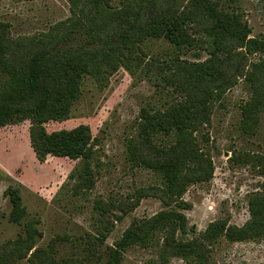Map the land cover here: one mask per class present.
I'll list each match as a JSON object with an SVG mask.
<instances>
[{"label":"rangeland","instance_id":"374dc122","mask_svg":"<svg viewBox=\"0 0 264 264\" xmlns=\"http://www.w3.org/2000/svg\"><path fill=\"white\" fill-rule=\"evenodd\" d=\"M88 1L0 0V24L6 26L0 36L20 44V50L51 38L64 40L54 52L90 48L104 14L95 15V3ZM169 1L103 0L101 5L109 4L110 12L139 4L143 17L156 15ZM175 2V9H183L188 0ZM219 5L239 15L249 37L264 41V0H219ZM188 32L195 40L189 47L144 39L131 50L127 67L103 65L98 74L90 72L67 117L44 124L47 133L86 126L91 136L88 160L47 156L40 161L31 145L29 120L0 126V264H31L30 254L20 258L21 252L12 251V243L25 232L9 221L12 207L4 195L9 187L19 190L26 210L22 223L37 221L41 237L36 246L57 264H104L129 229L141 239L123 249L119 264H264V235L240 242L223 235L204 237L218 221L244 226L249 203L264 197V98L253 113L247 108L261 82L235 77L220 94H212L208 121L190 134L203 166L192 171L205 179H188L180 196L169 195L166 176L155 169L160 160L156 151L174 146L178 133H151L150 148L139 137L142 110L162 114L185 101L174 64L202 63L213 53L225 59L240 51H216L212 35L200 25ZM263 61L261 53L248 54L242 66L252 71L255 65L258 76ZM85 164L90 174L82 176ZM169 212L183 216V229L171 232L165 224L149 231L153 217Z\"/></svg>","mask_w":264,"mask_h":264},{"label":"trees","instance_id":"16d2710c","mask_svg":"<svg viewBox=\"0 0 264 264\" xmlns=\"http://www.w3.org/2000/svg\"><path fill=\"white\" fill-rule=\"evenodd\" d=\"M175 1L160 5L156 15L143 13L142 17V6L139 4H128L123 10L107 12V9H111L109 4L101 5L103 0H89L90 6L95 3V15L104 14L99 27L100 35L98 31L91 37L90 48L77 47L70 52H54L64 40L51 38L48 43L25 45V50H20V44L10 43L0 36V82L3 81L6 87V90L0 91V126L10 121L29 120L31 145L40 161L47 156L72 161L88 160L91 156V136L86 126L47 133L44 124L67 117L72 103L80 95L83 78L90 72L98 74L103 65L116 67L121 64L127 67L131 50L144 39H163L177 49L189 47L195 40L188 30L200 25L212 35L216 51L221 52L227 47L240 51L225 59L213 53L209 60L202 63L183 61L174 64L178 69L173 76L178 75L183 83L185 101L169 107L162 114L142 110L139 137L143 145L150 148L151 133L169 135L174 131L180 136L174 146L163 152L156 151L160 160L156 161L159 164L155 169L166 176L169 195H182L191 177L199 181L205 179L200 176L201 172L195 176L192 171L195 166L200 170L203 166L199 163L200 155L191 143L190 134L208 121L212 94H220L235 77L261 82L255 88V98L247 105L248 113H253L259 106L264 98V61L258 66V76L255 65L252 71H248L242 63L248 54L264 55V41L249 37L250 30L240 22L239 15L223 11L219 0H188L183 9H175ZM5 27L0 24V28ZM250 118L255 119L252 114ZM89 174L90 170L85 164L82 176ZM4 195L12 207L9 221L21 225L25 232L24 236L19 235L12 243V251L21 252L20 258L30 254L28 261L31 264H57L48 251L36 246L37 238L41 237L37 221L22 223L26 210L19 190L9 187ZM165 224L174 232L176 228H184V218L176 213H160L151 219L149 231ZM205 233L206 240L223 235L230 242L264 235V197H256L249 203V220L244 226L236 227L218 221L211 224ZM139 238L135 229H129L115 248L109 250V258L104 264H119L123 249Z\"/></svg>","mask_w":264,"mask_h":264}]
</instances>
